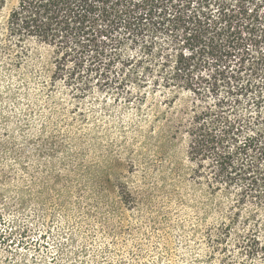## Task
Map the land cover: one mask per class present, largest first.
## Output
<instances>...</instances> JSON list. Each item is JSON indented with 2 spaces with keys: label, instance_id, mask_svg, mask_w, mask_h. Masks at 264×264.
I'll return each instance as SVG.
<instances>
[{
  "label": "rangeland",
  "instance_id": "rangeland-1",
  "mask_svg": "<svg viewBox=\"0 0 264 264\" xmlns=\"http://www.w3.org/2000/svg\"><path fill=\"white\" fill-rule=\"evenodd\" d=\"M15 3L0 6V264H220L207 233L233 197L209 194L184 128L175 131L192 95L74 97L53 82L46 44L28 39L15 56L6 33Z\"/></svg>",
  "mask_w": 264,
  "mask_h": 264
},
{
  "label": "trees",
  "instance_id": "trees-1",
  "mask_svg": "<svg viewBox=\"0 0 264 264\" xmlns=\"http://www.w3.org/2000/svg\"><path fill=\"white\" fill-rule=\"evenodd\" d=\"M6 33L15 56L28 39L50 47L53 82L74 97L189 92L175 131L209 194L233 197L207 240L220 264H264V0H16Z\"/></svg>",
  "mask_w": 264,
  "mask_h": 264
}]
</instances>
